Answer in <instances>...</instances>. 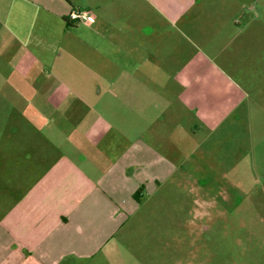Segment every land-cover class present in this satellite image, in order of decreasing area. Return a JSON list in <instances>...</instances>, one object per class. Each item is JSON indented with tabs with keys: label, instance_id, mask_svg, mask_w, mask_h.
I'll return each mask as SVG.
<instances>
[{
	"label": "crops",
	"instance_id": "1",
	"mask_svg": "<svg viewBox=\"0 0 264 264\" xmlns=\"http://www.w3.org/2000/svg\"><path fill=\"white\" fill-rule=\"evenodd\" d=\"M224 7L0 0V264L122 261L136 191L197 185L205 158L230 174L264 113V7Z\"/></svg>",
	"mask_w": 264,
	"mask_h": 264
},
{
	"label": "rangeland",
	"instance_id": "2",
	"mask_svg": "<svg viewBox=\"0 0 264 264\" xmlns=\"http://www.w3.org/2000/svg\"><path fill=\"white\" fill-rule=\"evenodd\" d=\"M202 1L209 11L264 7L252 0ZM250 109L228 142L236 155L228 162L230 174L205 158L198 186L189 178L182 192L135 197L137 206L123 226L122 261L109 258L106 264H264V113L254 103Z\"/></svg>",
	"mask_w": 264,
	"mask_h": 264
},
{
	"label": "built area",
	"instance_id": "3",
	"mask_svg": "<svg viewBox=\"0 0 264 264\" xmlns=\"http://www.w3.org/2000/svg\"><path fill=\"white\" fill-rule=\"evenodd\" d=\"M72 22L92 23L95 21V15L91 10L84 8H73L68 16Z\"/></svg>",
	"mask_w": 264,
	"mask_h": 264
},
{
	"label": "trees",
	"instance_id": "4",
	"mask_svg": "<svg viewBox=\"0 0 264 264\" xmlns=\"http://www.w3.org/2000/svg\"><path fill=\"white\" fill-rule=\"evenodd\" d=\"M141 190H142V188H140L138 191H136L135 192V194H134V196L137 198V199H139L140 197H141Z\"/></svg>",
	"mask_w": 264,
	"mask_h": 264
}]
</instances>
